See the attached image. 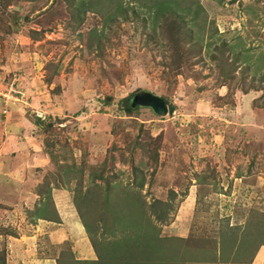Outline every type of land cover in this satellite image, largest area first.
Masks as SVG:
<instances>
[{"label":"rangeland","instance_id":"obj_1","mask_svg":"<svg viewBox=\"0 0 264 264\" xmlns=\"http://www.w3.org/2000/svg\"><path fill=\"white\" fill-rule=\"evenodd\" d=\"M92 1L0 0L5 264H56L68 252L95 258L73 186L79 175L89 185L88 173H99L101 162L102 175L114 173L116 190H131L116 192L119 203L137 193L147 203L169 200L172 190L171 215L154 225L160 237L185 239L173 240L174 253L164 249L166 255L209 264L223 241L221 262L263 264L251 258L254 252L236 249L229 235L237 239L248 224L264 232V0H198L204 12L175 21L172 31L132 0L122 5L138 15L112 22L106 7L115 0ZM222 44L227 61L238 54L233 78L220 76L211 58ZM138 89L162 96L173 111H125ZM60 153L81 171L57 169ZM13 157L20 169L5 163ZM132 167L143 175L140 188L132 185L141 176Z\"/></svg>","mask_w":264,"mask_h":264},{"label":"trees","instance_id":"obj_2","mask_svg":"<svg viewBox=\"0 0 264 264\" xmlns=\"http://www.w3.org/2000/svg\"><path fill=\"white\" fill-rule=\"evenodd\" d=\"M132 1L136 2L140 7H145L147 14L151 15L150 19L152 23L157 22L158 25L160 23V29L165 28L171 31L176 28L169 27V25H172L175 21L185 23V18L188 15H190L188 20L195 21V18L198 19V15L204 12L198 0ZM92 2L96 4L98 2L100 4L101 0ZM114 2V8L106 7L111 22L116 20L117 17H120L122 21H129L138 15L133 9H126V7L122 5V0H115ZM179 5L181 6L180 11H183V14L178 13ZM104 11L103 9L97 10L103 19L107 16ZM185 33V39L189 41L192 33H190V30L189 32L188 30L185 31ZM224 46L216 48L219 50V53L217 57L211 56V58L218 60L220 76L224 78H233L238 54L233 56L230 61H227V58L223 57L221 54V52L224 51ZM133 109L126 107L124 110L130 112ZM65 157L63 153H60L61 161L55 163L57 169L64 168L67 169V172L81 171L76 169L74 164L67 165L65 163L67 158ZM50 159H53V156H50ZM101 163L103 168L94 176H92L94 170L90 169L91 171L88 173L89 185L83 186V176L79 175L77 180L75 179L76 183H74L73 186L74 205L82 218V227L88 236L90 246L95 253V258L76 259L68 252L66 258H62V261H59V256H57L56 264H190L189 262L192 259L184 260L182 263V260L180 261L174 254H171L174 253V249L176 248L173 240L182 241V239L185 238L175 239L171 237H160L159 229L157 225H154V222L165 223L167 218L171 215L173 209L171 203V199L173 198L172 190L169 191L171 195H168L169 200L153 198L147 203L142 196L137 193V195H134L133 199H124L125 203H119L118 200H115L118 196L114 198L116 197V192H120L121 190L122 194H127V192L131 190L122 187L116 190V187L111 184V177H114V173L108 175L110 177L102 175L101 171H104L105 162ZM131 170L134 174L138 172L135 167H132ZM139 175L141 174L139 173ZM96 179H98L100 183L96 182ZM143 182L144 178L143 175H141L138 181L135 180L132 185L140 188ZM41 191L39 192L38 190V194H40ZM130 204L132 206H129ZM35 208L38 209L37 207ZM32 212L34 215L35 212ZM36 217L50 220L46 215H36ZM135 227L140 230H136ZM230 227L231 226H229V228ZM249 227V224L244 225L237 239L232 237V234H234L233 232L229 237L231 236L233 239V244H235L236 249L237 246H239L242 247V251L250 250L254 252L251 257L253 259L254 255L260 252L261 248L259 247L264 245V232L260 233V228V230H256V232L253 233L250 231ZM256 227H259V223ZM97 235L100 237L99 239H96ZM244 242H247V248L243 247ZM254 242H256L255 245L253 244ZM185 243L188 245L189 242L185 240ZM222 244L223 241H221L219 245L216 244L218 248H212L213 255L208 261L209 264H226V262L223 263L220 260ZM164 249L171 253H167L166 255ZM4 259V252L0 249V264H5Z\"/></svg>","mask_w":264,"mask_h":264},{"label":"water","instance_id":"obj_3","mask_svg":"<svg viewBox=\"0 0 264 264\" xmlns=\"http://www.w3.org/2000/svg\"><path fill=\"white\" fill-rule=\"evenodd\" d=\"M125 103V106L129 108H148L157 116L168 115L174 109V106L165 102L161 96L145 89H138L132 92Z\"/></svg>","mask_w":264,"mask_h":264},{"label":"crops","instance_id":"obj_4","mask_svg":"<svg viewBox=\"0 0 264 264\" xmlns=\"http://www.w3.org/2000/svg\"><path fill=\"white\" fill-rule=\"evenodd\" d=\"M20 120H18L20 123H24L25 124V121H24V118H19ZM26 122H29V121H27L26 120ZM30 123V122H29ZM21 147V145H18V144H16L15 145V147H14V151H16L18 148H20ZM22 147H23V145H22ZM18 154H15L14 155V157H16ZM14 157L12 158V159H10L9 161H6L5 163L8 165L9 164V167H10V169L12 168V169H15V170H17V169H20L21 168V166H20V164L18 165V164H16V163H18V161L17 160H14ZM25 161H28L27 159L25 160ZM2 165H4V164H2ZM13 183H14V181H13ZM2 184V183H1ZM0 188H1V186H0ZM44 222H47L46 220L44 221ZM254 259L255 260H260V261H258V262H261V260H263L262 262H263V264H264V248H261L260 249V252L259 253H257L256 255H255V257H254ZM261 262V263H262Z\"/></svg>","mask_w":264,"mask_h":264},{"label":"built area","instance_id":"obj_5","mask_svg":"<svg viewBox=\"0 0 264 264\" xmlns=\"http://www.w3.org/2000/svg\"><path fill=\"white\" fill-rule=\"evenodd\" d=\"M34 115L39 118V119H43L44 118V115L41 111L39 110H34Z\"/></svg>","mask_w":264,"mask_h":264}]
</instances>
